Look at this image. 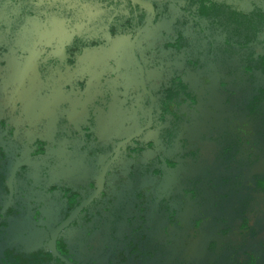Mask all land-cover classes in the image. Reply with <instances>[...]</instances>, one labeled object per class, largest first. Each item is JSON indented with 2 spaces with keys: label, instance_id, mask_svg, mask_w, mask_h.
Returning a JSON list of instances; mask_svg holds the SVG:
<instances>
[{
  "label": "flooded vegetation",
  "instance_id": "af4514ba",
  "mask_svg": "<svg viewBox=\"0 0 264 264\" xmlns=\"http://www.w3.org/2000/svg\"><path fill=\"white\" fill-rule=\"evenodd\" d=\"M0 264H264V0H0Z\"/></svg>",
  "mask_w": 264,
  "mask_h": 264
}]
</instances>
